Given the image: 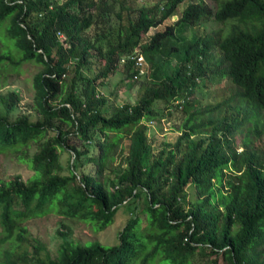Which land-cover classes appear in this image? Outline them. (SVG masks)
<instances>
[{"label":"trees","instance_id":"trees-1","mask_svg":"<svg viewBox=\"0 0 264 264\" xmlns=\"http://www.w3.org/2000/svg\"><path fill=\"white\" fill-rule=\"evenodd\" d=\"M211 1L214 9L186 0H0V69L39 66L34 119H9L19 95L0 94V152L32 171L0 180V264H193L196 256V264H264V0ZM210 18L218 27L175 37ZM169 51L178 58L170 72L138 73V54L151 66ZM119 65L141 92L108 108L97 87ZM163 109L179 114L175 133L155 142L146 121ZM60 150L71 157L65 167ZM121 207L115 244L63 239L53 256L23 224L56 212L102 230Z\"/></svg>","mask_w":264,"mask_h":264},{"label":"rangeland","instance_id":"rangeland-1","mask_svg":"<svg viewBox=\"0 0 264 264\" xmlns=\"http://www.w3.org/2000/svg\"><path fill=\"white\" fill-rule=\"evenodd\" d=\"M156 0H134L135 3L142 2H155ZM187 2H198L204 1L208 6L214 9V2L211 0H186ZM184 4H179L176 13L169 17V24H173L179 15V8L183 7ZM218 27V24L212 20L204 21L202 24L190 27L185 30L184 33H178L175 37H189L194 34V29L202 28L203 30H208L210 28ZM183 35V36H182ZM185 35V36H184ZM2 36V34L0 35ZM2 38V37H1ZM10 42H12L10 40ZM173 46H177L179 41L171 40ZM3 46L0 40V47ZM137 51V50H136ZM144 56V72L146 73V78L159 77L162 73H168L173 68V63L177 60L175 52L172 51L168 53L170 59L163 61V57L160 59L153 56V61L151 65L149 64L150 56ZM39 69V66L33 62H22L17 67H7L6 69H0V94H4L10 90H15L19 95V100L16 103L14 109L9 113V119H14L17 115L21 113H26L29 115L30 119H34L33 114V90L31 87V77ZM93 69V68H92ZM92 74L91 71L87 72ZM140 79L134 81L133 79H125L122 73L121 65L117 68L113 75L108 77L103 81V84L98 86L97 89L99 93L103 94L108 103V108L111 105H118L122 103H133L139 96L141 92ZM204 98L205 92L202 91ZM206 93L211 95L214 94V89L209 85ZM193 96H197L194 93ZM156 106L162 108L161 103H157ZM162 117L158 120L146 121L147 124V134L150 140L158 142L161 138L165 136L172 135L174 130L172 129L177 122V117L179 114L177 112H172L171 115L165 114V109L161 111ZM125 139L123 138L122 144L124 145ZM155 146V145H154ZM35 145L31 144L28 148V155H31L35 151ZM71 159L70 154L65 150H60L59 160L60 163L65 167L66 163ZM32 174L31 169H29L25 163L18 161L15 156L9 152H0V180H4L11 175H18L21 179L25 180ZM186 198H194L193 189L187 187L185 189ZM140 204V200L138 201ZM126 215L121 207L114 216L113 222L107 225L102 230H95L93 227L81 220L75 218H68L62 216L56 212H48L42 216L27 219L23 222L27 229L28 237L32 240L39 242L45 249L48 250L50 255L55 254L58 244L63 239L70 240L78 244H86V242L97 241L102 245L110 246L116 243L117 232L121 229ZM199 256L193 258V264L201 262Z\"/></svg>","mask_w":264,"mask_h":264},{"label":"built area","instance_id":"built-area-1","mask_svg":"<svg viewBox=\"0 0 264 264\" xmlns=\"http://www.w3.org/2000/svg\"><path fill=\"white\" fill-rule=\"evenodd\" d=\"M57 36H58V38L62 39V34L61 33L58 32ZM135 65L138 67V73L142 74L144 72L143 70H144V67H145L146 64H145L144 59H143L141 54H138L135 57Z\"/></svg>","mask_w":264,"mask_h":264}]
</instances>
